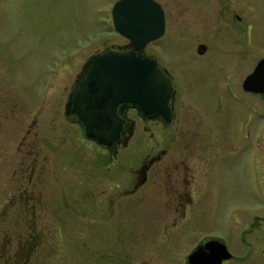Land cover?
Instances as JSON below:
<instances>
[{
	"label": "flooded vegetation",
	"instance_id": "af4514ba",
	"mask_svg": "<svg viewBox=\"0 0 264 264\" xmlns=\"http://www.w3.org/2000/svg\"><path fill=\"white\" fill-rule=\"evenodd\" d=\"M154 1L163 11L165 30L142 53L158 62L172 89L170 119L144 116L132 107L119 110L125 132L120 141L107 147L86 135L76 115L66 113L67 124L76 127L73 139L59 138L51 145L44 136V150L28 144L31 147L23 156L29 160L20 162L17 191L6 201L8 209L19 205L16 245L7 233L0 245V264H45V253L52 260L57 247H42L44 239L54 243L57 236L69 237L66 226L71 212L88 216V206L93 204L87 203L86 190L95 193L92 202L100 227L96 233L104 244L99 251L110 249L112 260L117 259L114 264H136L138 253L148 256L163 245L172 252L170 244L185 245L184 238L193 233L190 251L179 264H189L195 251L200 253L197 264H209L224 246L233 256L222 264L246 263L254 254L264 264V151L259 149L263 112L260 107L254 119L242 111L248 106L247 94L264 101V94L245 88L264 58L247 73L248 14L255 7L248 0ZM157 41L159 55L149 50ZM109 48L131 50L133 46L129 40L125 47ZM208 79L213 100L209 104L182 93L206 86ZM180 95L198 110L195 114L190 108L183 111ZM34 124L29 125L28 134ZM138 125L146 141L136 145L144 149L123 153ZM247 141L249 149H245ZM87 146L89 153L77 152L86 151ZM232 154L236 156L233 166L227 160ZM69 168L77 170L72 173ZM230 175H235L236 200L245 212L238 237V247L243 249L240 255L228 243L231 214L212 217L217 203L227 206L221 185ZM76 193L78 197L71 198ZM249 202L259 206L250 219ZM105 238L111 246H106ZM107 253L102 252V258Z\"/></svg>",
	"mask_w": 264,
	"mask_h": 264
},
{
	"label": "rangeland",
	"instance_id": "374dc122",
	"mask_svg": "<svg viewBox=\"0 0 264 264\" xmlns=\"http://www.w3.org/2000/svg\"><path fill=\"white\" fill-rule=\"evenodd\" d=\"M118 1L0 0V245L4 242L7 233V237L11 236L16 245L15 238L18 235L14 233V228L19 223V205L8 209L6 201L17 191L19 183L17 170L20 162L29 160L28 157L23 156L26 149L31 147L27 145L31 144L37 150H44L41 139L45 137L51 140V145L59 138L67 141L73 139L76 127L73 123L67 124L65 120L66 103L84 63L97 51L112 46L125 47L129 43V40L119 34L114 27L112 9ZM248 2L253 8L255 7L252 13L248 14L246 71L250 73L259 59L264 57V0H248ZM159 45L160 41H157L149 50L152 49L159 55ZM175 74L182 77L180 72ZM217 75L221 77L220 73ZM204 85L206 86H197L192 88L193 91L182 93L187 98L201 99L204 104H209L212 100L211 79H208ZM246 96L248 108L242 107V111L247 113V118L253 115L251 117L255 119L256 112L262 108L263 136L259 149L264 151V101L259 96L250 94ZM187 98L179 96V99H182V109L184 111L190 108L195 114L198 110L188 103L190 101ZM231 117L234 118L233 113ZM33 121L35 124L28 134L26 130ZM145 139L144 130L138 125L131 145L123 153L137 148L144 149L143 146L137 147L136 144L146 141ZM249 147L250 141H247L245 149ZM90 150L87 146L86 151L77 152L84 154L89 153ZM227 160L233 166L236 156L232 154ZM22 166L26 167L27 164L24 163ZM69 169L72 173L77 170ZM247 170L251 172L250 166ZM251 180V178L247 179V181ZM234 182L235 175L224 179L225 185H221L224 190L221 192L227 200V206L217 203L212 217L218 219L225 213L231 214L232 221L228 232L232 241L229 240L228 243L232 245L233 252L240 255L243 249L238 247V237L245 212L243 206L236 200L238 195L234 192L236 186ZM85 194L87 203L93 204L88 206V216L80 217L79 214L71 212L66 226L69 237L63 236L62 239L57 236V241L55 240L54 243L48 242V238L44 239L42 247L50 245L57 247L55 254L51 256L52 260L49 259L48 253L44 254L45 264L117 263L115 257L112 260L110 249L99 251V247L104 244L96 233L100 227L96 222L95 206L92 202L95 193L86 190ZM76 196L77 193L72 194L71 198ZM258 207L254 203H248L249 219L256 213ZM107 228L112 229L111 225ZM195 236V233L186 236L184 238L186 244L182 245L183 248L174 243L170 244L173 246L172 252L163 245L161 248H155L154 253L148 256L145 253H138L135 263L145 264L147 261L149 264H179L182 258L187 257ZM104 241L106 246H111V242L106 238ZM102 252H108L104 255L105 258H102ZM230 264L261 263L258 255L254 254L246 263L231 261Z\"/></svg>",
	"mask_w": 264,
	"mask_h": 264
},
{
	"label": "water",
	"instance_id": "95a60500",
	"mask_svg": "<svg viewBox=\"0 0 264 264\" xmlns=\"http://www.w3.org/2000/svg\"><path fill=\"white\" fill-rule=\"evenodd\" d=\"M112 16L116 31L130 40L133 49L106 48L92 54L66 103L67 115H76L86 135L107 147L120 141L125 132V120L119 110L132 107L144 116L166 119L172 112V89L165 75L155 59L142 53L150 42L164 34L160 5L154 0H119ZM245 88L264 94V58L248 77ZM214 243L210 242V246ZM199 254L193 252L189 264H197ZM232 256L224 246L209 264H222Z\"/></svg>",
	"mask_w": 264,
	"mask_h": 264
}]
</instances>
